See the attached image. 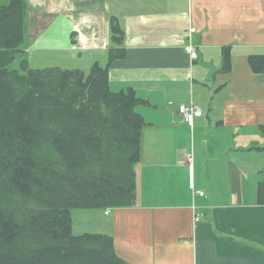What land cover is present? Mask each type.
I'll return each instance as SVG.
<instances>
[{"label":"crops","instance_id":"obj_1","mask_svg":"<svg viewBox=\"0 0 264 264\" xmlns=\"http://www.w3.org/2000/svg\"><path fill=\"white\" fill-rule=\"evenodd\" d=\"M23 2L26 55L105 67L115 48L110 89L145 101L133 203L74 208L72 231L111 237L129 264H264V69L249 63L264 60V0ZM191 102L203 113L189 123L178 106Z\"/></svg>","mask_w":264,"mask_h":264},{"label":"trees","instance_id":"obj_2","mask_svg":"<svg viewBox=\"0 0 264 264\" xmlns=\"http://www.w3.org/2000/svg\"><path fill=\"white\" fill-rule=\"evenodd\" d=\"M24 14L21 0L0 4V264H129L111 237L75 234L71 210L133 203L145 101L131 87L110 89L115 48L88 73L29 68ZM110 34L121 46L112 20ZM249 63L264 69L262 56Z\"/></svg>","mask_w":264,"mask_h":264},{"label":"rangeland","instance_id":"obj_3","mask_svg":"<svg viewBox=\"0 0 264 264\" xmlns=\"http://www.w3.org/2000/svg\"><path fill=\"white\" fill-rule=\"evenodd\" d=\"M9 1L10 0H0V4H7ZM21 1L23 2V0ZM24 45L25 44H22L21 48L25 49ZM27 55L26 56L29 61L28 62L29 68L32 69H42L46 67L56 66L68 70L81 69L85 73H88L89 67L92 63L90 62V60H92L93 57L92 55L83 53L82 58L80 60H72L70 59V56L67 57L64 54L48 55L33 51L28 52ZM75 57L77 58V55H75ZM95 58H97V60H100V56L97 54L96 56L93 57V59ZM16 65H17V60L13 62L12 66H16Z\"/></svg>","mask_w":264,"mask_h":264},{"label":"built area","instance_id":"obj_4","mask_svg":"<svg viewBox=\"0 0 264 264\" xmlns=\"http://www.w3.org/2000/svg\"><path fill=\"white\" fill-rule=\"evenodd\" d=\"M194 29H190L189 31H193ZM184 51L188 55L190 61L195 60L197 58V51L196 48L191 44L184 45ZM179 114L183 118L184 121L191 123L194 117L201 116L203 113L202 108L198 104L189 103V104H179ZM199 195H203V191H197ZM107 210L106 213H108ZM198 219V217L196 218Z\"/></svg>","mask_w":264,"mask_h":264}]
</instances>
